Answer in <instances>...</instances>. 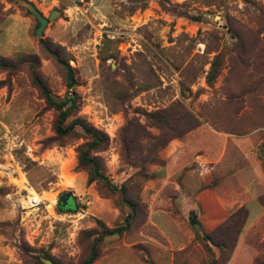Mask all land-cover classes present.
I'll list each match as a JSON object with an SVG mask.
<instances>
[{"label": "rangeland", "instance_id": "374dc122", "mask_svg": "<svg viewBox=\"0 0 264 264\" xmlns=\"http://www.w3.org/2000/svg\"><path fill=\"white\" fill-rule=\"evenodd\" d=\"M25 1L0 0V59L22 64L0 72V264H45L46 255L82 264L96 221L123 224V197L136 205L131 227L103 239L93 264H264V0H67L69 13L65 4L33 6L44 18L57 12L40 39L71 68L76 117L106 138L93 155L116 191L88 185L77 168L79 128L54 133L56 112L31 74L57 101L69 83L40 48ZM156 112L168 121L161 129L146 116ZM128 123L138 128L128 132ZM200 129L198 156L221 143L216 136L227 141L216 163L168 149ZM65 193L76 211L58 209ZM33 194L53 199L31 203Z\"/></svg>", "mask_w": 264, "mask_h": 264}, {"label": "trees", "instance_id": "16d2710c", "mask_svg": "<svg viewBox=\"0 0 264 264\" xmlns=\"http://www.w3.org/2000/svg\"><path fill=\"white\" fill-rule=\"evenodd\" d=\"M24 10L28 15H31L29 10L27 9ZM3 17H4V13H2L0 9V22H2L1 19ZM34 20L36 22V28H37L39 24L35 17ZM38 42L42 51H44L48 56H50L56 63L63 65V67L67 66L63 64V62H61V60L59 59V53L57 52V50H52L51 46L46 44L42 39H40ZM21 65L22 64L20 62L9 63L8 61L0 59V72H5V71L14 72L17 71ZM213 65L214 64H212V67L210 68V71L206 78L208 84L213 81L216 75V70ZM31 79L33 84L37 87V89L41 93L46 105L56 112V120L53 128L55 135L58 138H65L77 134L76 129L79 128L82 133L81 137H83L86 140L84 144H82L77 148L76 153H77V168L87 173L88 176L87 184L90 185L93 182H100L109 190L116 191V189L113 188L108 183V180L103 173L98 158L93 155L94 153H97L105 148L106 138L101 133H99L98 131L90 127L88 124H86L84 120L76 117V113H77L76 99L72 95L67 96L66 94L61 101H57L52 97L48 87L35 73L31 74ZM146 116L151 121L152 126L158 127L160 129L162 128V124L168 123L167 119L163 115V112H156L153 114H148ZM72 118L73 120L68 122ZM135 128H138V126H135L132 123L130 124L128 123L126 130H128V132H131ZM190 129L191 128H187V130ZM151 139L152 138L149 136H145L143 138L144 141H149ZM131 142L132 141L128 139L125 134L122 135L121 143L125 146L126 149H127V145L130 144ZM165 143L166 142H161L159 148H162ZM122 203L125 204L130 210V212L124 218L123 224L114 227L112 229H109L106 226H104V224H102L100 221H96V225L98 226L99 231L97 233L90 232L87 234L88 239L91 238L93 239L92 242L90 243L88 254L86 258L83 260L82 264H93L97 260L99 245L102 243L103 239L108 237H120L130 229L131 223L137 212L136 205L131 200L126 199V197L122 198ZM243 212L244 210L238 211L237 213L234 214V216L230 220H237L236 218H238L240 216L239 214H242ZM244 213L246 214V212ZM244 218L245 216L241 217V224L244 223L243 220ZM45 259L55 264V262H53V260H51L49 256L46 255Z\"/></svg>", "mask_w": 264, "mask_h": 264}, {"label": "crops", "instance_id": "0c3cea01", "mask_svg": "<svg viewBox=\"0 0 264 264\" xmlns=\"http://www.w3.org/2000/svg\"><path fill=\"white\" fill-rule=\"evenodd\" d=\"M26 1L28 3H31L33 6L36 5L38 8L41 5H46L48 7H55V6L59 7V6H61V5L63 6L65 4L64 6H66L65 7L66 11L64 10V12L69 13V10H70V12L73 11V9L76 10L75 7H73V6L70 7L67 4V0H48L49 2L48 1L44 2L45 0H26ZM39 1H41V3ZM79 3H81V0L79 1ZM201 131L202 130L200 129V130H196V131L189 133L181 142L176 141V143H172L170 145V147H168V149L172 148V154L177 152V154L182 155L185 152H189V153H192L193 155L196 154L195 159H197V160L201 161L202 159L207 158L206 163H209V164L216 163V161H217L216 155L217 154H219V156L222 155V149H221L223 147L222 145L225 144V142H227V141H226V139L224 140L223 138L216 136L217 137L216 140L221 141V143H219V144L215 143V145H214V143H212V145L208 146L209 149L211 150V151H209V153H210L209 155L207 154L208 152L205 151L204 154H202L201 156H198V153H196V151L201 150L202 146L196 145V139H197L198 133H200ZM219 139H221V140H219ZM204 162H205V160H204Z\"/></svg>", "mask_w": 264, "mask_h": 264}, {"label": "water", "instance_id": "95a60500", "mask_svg": "<svg viewBox=\"0 0 264 264\" xmlns=\"http://www.w3.org/2000/svg\"><path fill=\"white\" fill-rule=\"evenodd\" d=\"M24 6L31 12V14L36 18L37 22H38V27L36 28L35 30V35H36V38L40 39L42 37V34H43V30L44 28L46 27V25L48 24V22L54 20L56 17H57V12L56 11H53L51 12L49 18H44L34 7L32 4L30 3H25ZM65 68V71H66V76H67V81H68V86H67V96H71L69 94V90H71V88L74 86L75 82H74V79H73V73H72V70L69 66H64ZM73 199H74V196L72 193H65L63 195H61L59 198H58V209L61 210L62 207L66 206L68 204V201L71 200L72 203V210L73 211H76L77 207L75 206V204L73 203ZM189 224L191 226H194L196 223H197V220H196V216L194 214V212H189ZM45 264H53L51 263L50 261L46 260L44 261Z\"/></svg>", "mask_w": 264, "mask_h": 264}, {"label": "bare ground", "instance_id": "6f19581e", "mask_svg": "<svg viewBox=\"0 0 264 264\" xmlns=\"http://www.w3.org/2000/svg\"><path fill=\"white\" fill-rule=\"evenodd\" d=\"M65 175V174H64ZM62 175V176H64ZM63 181V185L64 186H70L72 184V180L70 179V177L68 176H64L62 177ZM24 180L21 179L19 182H17V184L19 186H23ZM52 196H50L49 194H44L43 196H36L35 194H33V196L30 198L31 203H37L40 202L41 200H46V201H51L52 202Z\"/></svg>", "mask_w": 264, "mask_h": 264}, {"label": "flooded vegetation", "instance_id": "af4514ba", "mask_svg": "<svg viewBox=\"0 0 264 264\" xmlns=\"http://www.w3.org/2000/svg\"><path fill=\"white\" fill-rule=\"evenodd\" d=\"M71 203H72V201L69 200V201H68V204H67L66 206H64V207L61 208V211H62V210H65V211H73V210H72V205H71ZM73 203H74V199H73ZM74 204H75V203H74Z\"/></svg>", "mask_w": 264, "mask_h": 264}, {"label": "built area", "instance_id": "2783aa9c", "mask_svg": "<svg viewBox=\"0 0 264 264\" xmlns=\"http://www.w3.org/2000/svg\"><path fill=\"white\" fill-rule=\"evenodd\" d=\"M82 2V1H81Z\"/></svg>", "mask_w": 264, "mask_h": 264}]
</instances>
